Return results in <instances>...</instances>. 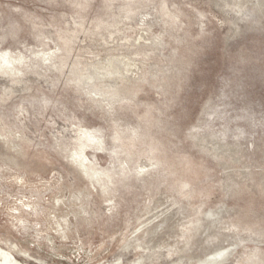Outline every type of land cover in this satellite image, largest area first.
I'll return each instance as SVG.
<instances>
[{"label":"rangeland","instance_id":"obj_1","mask_svg":"<svg viewBox=\"0 0 264 264\" xmlns=\"http://www.w3.org/2000/svg\"><path fill=\"white\" fill-rule=\"evenodd\" d=\"M0 247L264 264V0H0Z\"/></svg>","mask_w":264,"mask_h":264},{"label":"bare ground","instance_id":"obj_2","mask_svg":"<svg viewBox=\"0 0 264 264\" xmlns=\"http://www.w3.org/2000/svg\"><path fill=\"white\" fill-rule=\"evenodd\" d=\"M0 264H22L18 262L8 251L0 247Z\"/></svg>","mask_w":264,"mask_h":264}]
</instances>
